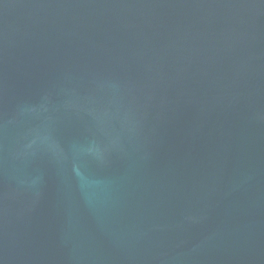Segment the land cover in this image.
I'll return each mask as SVG.
<instances>
[{"label": "water", "instance_id": "water-1", "mask_svg": "<svg viewBox=\"0 0 264 264\" xmlns=\"http://www.w3.org/2000/svg\"><path fill=\"white\" fill-rule=\"evenodd\" d=\"M0 264H264V0H0Z\"/></svg>", "mask_w": 264, "mask_h": 264}, {"label": "flooded vegetation", "instance_id": "flooded-vegetation-1", "mask_svg": "<svg viewBox=\"0 0 264 264\" xmlns=\"http://www.w3.org/2000/svg\"><path fill=\"white\" fill-rule=\"evenodd\" d=\"M47 125L56 132L58 138L60 137L62 127V110L60 100H57L54 105L48 106ZM67 126V102L65 105V127Z\"/></svg>", "mask_w": 264, "mask_h": 264}]
</instances>
